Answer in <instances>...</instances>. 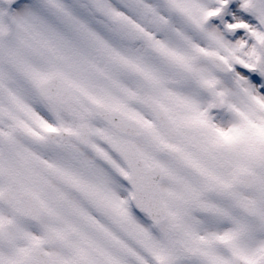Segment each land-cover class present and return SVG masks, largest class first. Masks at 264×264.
<instances>
[{
	"label": "snow or ice",
	"instance_id": "6c2138e0",
	"mask_svg": "<svg viewBox=\"0 0 264 264\" xmlns=\"http://www.w3.org/2000/svg\"><path fill=\"white\" fill-rule=\"evenodd\" d=\"M0 264H264V0H0Z\"/></svg>",
	"mask_w": 264,
	"mask_h": 264
}]
</instances>
